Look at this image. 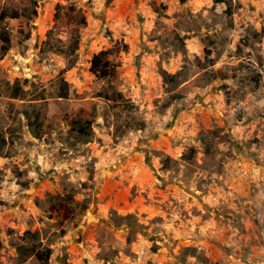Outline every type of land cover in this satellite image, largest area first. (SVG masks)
Here are the masks:
<instances>
[{
    "label": "rangeland",
    "instance_id": "1",
    "mask_svg": "<svg viewBox=\"0 0 264 264\" xmlns=\"http://www.w3.org/2000/svg\"><path fill=\"white\" fill-rule=\"evenodd\" d=\"M0 7V264H264V0Z\"/></svg>",
    "mask_w": 264,
    "mask_h": 264
},
{
    "label": "trees",
    "instance_id": "2",
    "mask_svg": "<svg viewBox=\"0 0 264 264\" xmlns=\"http://www.w3.org/2000/svg\"><path fill=\"white\" fill-rule=\"evenodd\" d=\"M218 2H225V0H217ZM37 15V11H25L24 13H19L15 10H11V12H5L0 7V21H2L5 17H12L19 19L20 21V33L24 37V40L29 39L30 37V21L34 18V16ZM78 45V42L75 43V46ZM13 47V41L9 34V32L6 29L0 30V59L4 57L7 52ZM91 71L94 75H96L100 79H106V78H113L116 76V70L113 65L110 64V61L108 60V53L106 51H102L99 54L95 55L92 62H91ZM65 86H67L66 83H64ZM67 94V93H66ZM82 121H77L75 123L74 128L81 131L80 135L82 138H87L85 140L86 142H89V131L92 127V120L89 115H85L83 117ZM87 123V124H86ZM79 135V137H80ZM25 249H21V251H24ZM34 252V251H32ZM30 252L28 255L30 256L32 254ZM52 255V250L48 249L46 252L43 253V255H38L37 257L41 260L42 264H47L48 260L50 259Z\"/></svg>",
    "mask_w": 264,
    "mask_h": 264
}]
</instances>
